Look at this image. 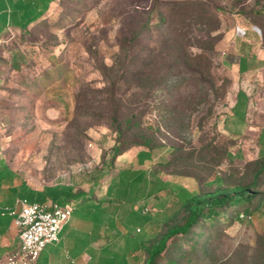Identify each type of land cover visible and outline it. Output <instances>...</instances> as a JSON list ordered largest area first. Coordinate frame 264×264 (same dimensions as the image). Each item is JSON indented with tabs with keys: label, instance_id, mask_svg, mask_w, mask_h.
Instances as JSON below:
<instances>
[{
	"label": "rangeland",
	"instance_id": "1",
	"mask_svg": "<svg viewBox=\"0 0 264 264\" xmlns=\"http://www.w3.org/2000/svg\"><path fill=\"white\" fill-rule=\"evenodd\" d=\"M207 1L219 7L209 21L219 28L202 43H215L206 78L216 90L199 104L203 91L188 77L171 78L152 100H141L145 77H119L124 39L142 28L135 49L159 43L155 0H54L26 29L10 26L0 37V157L36 189L97 193L125 165L122 155L142 163L145 187L160 194L162 207L181 203L161 234L184 222L187 194L248 187L258 194L252 218L230 206L201 220L159 264H264V68L242 73L247 60L264 61V50L244 43L255 39L253 20L262 22L264 40V0ZM240 91L249 96L247 122L233 108ZM7 200L0 192V204Z\"/></svg>",
	"mask_w": 264,
	"mask_h": 264
},
{
	"label": "trees",
	"instance_id": "2",
	"mask_svg": "<svg viewBox=\"0 0 264 264\" xmlns=\"http://www.w3.org/2000/svg\"><path fill=\"white\" fill-rule=\"evenodd\" d=\"M53 1L0 0V37L9 26L26 29L45 14ZM153 8L154 13L160 14L159 17L155 16V22L159 23V43L152 47L135 49V42L143 36L142 28L124 39V58L120 62L123 71L119 77L124 74L130 77H145L149 85L146 91L140 94L141 100H152L154 96L152 91L168 87V82L173 77H188V85L197 91H203V97L198 104L202 100H208L210 92L216 90L215 81L212 78H206L211 77L215 43L212 42L209 46L202 43H207L206 37L213 40L212 32L219 28L218 26L210 27L209 24L210 20L218 18L219 7L210 4L207 0H155ZM151 16L152 12L144 27L149 25ZM260 16H264V12ZM199 83H201L200 86ZM136 86L141 88L139 82ZM173 86L182 92L180 85L174 84ZM133 115L132 113L129 120ZM260 173L263 172L258 171V174ZM220 180L218 178L220 185L223 186ZM200 191L199 188L198 192L184 200V206L187 209L184 222L156 236V239L150 242L146 264H159L177 236H187L199 222L215 220L222 210L230 206L243 207L247 212V217L252 218L258 194L250 188L235 185L230 188L223 187L214 193L202 194ZM0 192L8 200L26 198L29 201L47 202L51 200L60 204L72 203L83 195L81 191L76 192L73 188L61 184L46 186L42 191L33 189L1 157ZM246 214L243 212V215Z\"/></svg>",
	"mask_w": 264,
	"mask_h": 264
},
{
	"label": "crops",
	"instance_id": "3",
	"mask_svg": "<svg viewBox=\"0 0 264 264\" xmlns=\"http://www.w3.org/2000/svg\"><path fill=\"white\" fill-rule=\"evenodd\" d=\"M249 28L254 30L255 39L244 41L246 46L264 50V40L259 37L263 33L262 25L249 21ZM246 64L242 73L264 68L263 60L253 63L247 60ZM243 93L238 92L233 108L240 119L247 122L245 114L249 109V96L245 93L247 108L244 111L238 108L242 103L241 96H245ZM261 127L260 133L264 124ZM230 137L234 140L238 138L236 134ZM121 161L125 165L116 169L110 182L98 193L91 189L81 191L83 195L72 202L73 211L60 232L59 240L47 244L35 264H146L150 242L161 234L163 221L179 210L181 203L162 207L160 194L154 192L152 195L149 188L145 187L147 171L143 164L132 165L124 155ZM192 194L183 197L182 204ZM148 195L154 196L153 208L146 204ZM17 199L0 204V264L18 244L16 214L10 212V209H20Z\"/></svg>",
	"mask_w": 264,
	"mask_h": 264
},
{
	"label": "built area",
	"instance_id": "4",
	"mask_svg": "<svg viewBox=\"0 0 264 264\" xmlns=\"http://www.w3.org/2000/svg\"><path fill=\"white\" fill-rule=\"evenodd\" d=\"M17 205L20 210L10 209V212L16 214L18 244L5 255L2 263L35 264L47 244L59 240L60 232L73 211V204L19 198Z\"/></svg>",
	"mask_w": 264,
	"mask_h": 264
}]
</instances>
